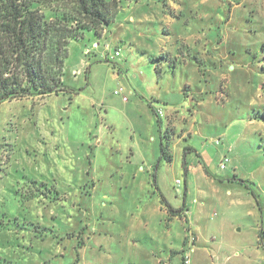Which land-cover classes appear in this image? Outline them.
Segmentation results:
<instances>
[{
	"label": "rangeland",
	"instance_id": "obj_1",
	"mask_svg": "<svg viewBox=\"0 0 264 264\" xmlns=\"http://www.w3.org/2000/svg\"><path fill=\"white\" fill-rule=\"evenodd\" d=\"M116 1L107 33L86 32L70 43L66 92L0 105V264H264V122L257 118L264 113V0ZM95 43L100 47L86 56ZM149 71L162 103L178 107L188 92L206 101L205 108L190 103L204 119L191 147L207 159L214 182L186 190L183 173L170 172L164 160L157 168L163 194L181 215L187 209L184 231L175 221L164 234L153 180L132 201L127 181L113 171V141L125 152L138 133L128 119L153 143L151 95L131 87L147 82ZM121 88L127 102L115 95ZM164 121L156 117L158 140ZM173 154L181 167L183 154Z\"/></svg>",
	"mask_w": 264,
	"mask_h": 264
},
{
	"label": "trees",
	"instance_id": "obj_2",
	"mask_svg": "<svg viewBox=\"0 0 264 264\" xmlns=\"http://www.w3.org/2000/svg\"><path fill=\"white\" fill-rule=\"evenodd\" d=\"M119 10L116 0H0V105L66 92L70 43L83 40L86 32L101 38ZM160 66L156 62L161 78ZM257 118L264 122V113ZM160 150L161 159L171 163L169 137L162 138Z\"/></svg>",
	"mask_w": 264,
	"mask_h": 264
},
{
	"label": "crops",
	"instance_id": "obj_3",
	"mask_svg": "<svg viewBox=\"0 0 264 264\" xmlns=\"http://www.w3.org/2000/svg\"><path fill=\"white\" fill-rule=\"evenodd\" d=\"M105 33H107V31ZM117 51H120V50H117ZM91 54H92V52H91ZM86 56H88V55H86ZM171 57L176 58L175 53H173L171 55ZM185 59L188 61L192 60V58L190 56H188V58L184 57L183 60H185ZM148 60L151 61L152 57L150 56L148 58ZM196 61H197V58H196ZM186 62L187 61H184V63H186ZM162 66L163 65L161 64V66H160L161 70H162ZM173 66L175 67V64ZM149 68L152 69L153 67L150 66ZM121 71H128V73L125 72V76L127 77L128 81L130 83V79H129L131 77L130 70L127 69L126 67H121ZM155 74H157L156 73V67H155ZM162 74H163V71L161 72V77H162ZM119 76H120V74L113 73L114 79H119L120 78ZM147 79H148L147 82H142V83L140 81L133 80L131 83V87L133 89H135V87L142 89V87L144 86L149 91V93L151 95L152 102H150L149 104L153 110V113L155 114V117H154V115H151V113H148L147 119H149L148 124L151 127L148 135L150 137H152L153 143L150 140H145L144 139V132L142 130H139L136 128V125H137L136 122H134L132 119H128L129 125L132 128L138 130V133L135 134V136H132L131 140L133 142V145L129 150H126L125 152H124V150H122L123 149L122 143L118 142V140L116 141V139H115V142L113 141L114 145L116 146V148L114 147L115 149L112 148V150H111V152H113L112 155H114V158H115L113 171H116L118 173L119 180L125 179L127 181L124 185L122 183H121V185H123V187L126 188V190H127L126 193H127L128 199L131 198V196H133L132 201H136L137 199L143 198L144 194L146 192L148 193V189L150 188V184L153 180L155 188L157 190H159V193H158L159 198H156V200L153 202L154 213H155V216L159 219V221L163 222L164 234H165L166 228H167V230H169L171 227H173V224L175 223V221H177V226H179L181 229L183 228V231H184V228H185L184 222H186L185 221V219H186L185 214L187 213V209H186L185 214L181 215V213H180L181 207L173 206L174 204H172L169 201V197L167 195L163 194V192H164L162 190L163 182L159 183L158 177L156 176V174H157V172L159 173V170L157 171L158 164H160L159 165L160 169L164 168L163 165L165 164L164 163L165 160L163 161V159H161L160 148H159V150L158 149L155 150V147H157V145H159V146L161 145L163 137H165V136L169 137L171 153H172L173 158H174L173 153H175L176 149L180 150L181 153L183 154V157H182L183 158V165L181 167L179 165H177L175 167V165H174L175 163H174V159H173L171 163H168L169 165L167 164L169 171L172 173L178 172L177 176L181 173H183L185 175L184 182L186 185V190H187V187L189 185L196 183L198 180L203 182V185L208 188V184L214 182V180H215L214 177L210 174V171H209L210 169L208 168V161H207V159H205L203 157V154L200 156V154L198 153L196 148L191 147V144L193 143V140H192L193 137L196 135H203V131L201 130L202 127H200L198 129L197 126L199 124H202L204 122V119H202L199 116L201 113H194L192 111L191 105H190V103L193 102L194 105L200 106L199 108H201V107L205 108L206 107V101H204V99H201V100L199 99L198 101L195 102V99L193 97L191 98V96H189V92H188L184 95L185 99H184L183 103L180 104V106H178V107L169 106L170 104L162 103L161 97L159 94H157V92H153L155 90V89H153L154 84L152 83L151 86H149V82L151 80V72L149 73ZM154 80H156V79L153 78V81ZM158 80H159V78H158ZM133 86H135V87H133ZM187 88H189V87H186L185 90H183V91H186ZM180 90H181L180 87H178L176 89L177 93H180ZM52 96H56V95H52ZM52 96L41 99V101H46L47 99L51 98ZM139 96L143 99H147L142 94H139ZM159 103H161V104H159ZM163 107H164V110H163L164 113L166 111L168 112L169 107L171 108L170 109L171 111L169 114H166L167 117L164 114L165 118H163V119L159 118L160 120H165V121L163 124H159L160 125L159 126L160 136H159V140H158V138H157L158 136L154 133L155 128H156L155 124H157L156 117H157V120L159 121L158 116L156 115V110L158 108L163 109ZM179 108L180 109L182 108V110H180ZM185 110H188V111H185ZM146 113H147V111H146ZM146 116H147V114H146ZM201 119L203 121H201ZM205 120L208 121V118H206ZM163 128H164V130H163ZM188 140H191V142H189L187 144L184 143L183 146L181 145V142L183 143V142L188 141ZM214 141H213V143H214ZM53 144L59 145V147H60L58 139L54 140ZM148 144H152L153 146H149ZM186 152H188V154H191V152L193 154H195L197 160L194 159L193 162L189 161L190 158L186 157L187 156ZM135 158L138 159V161L140 160V162L135 163ZM203 158H204V163L201 160ZM161 163L163 165H161ZM149 165H152L150 167L153 169H149L148 168ZM110 171H112V170H110ZM154 171H155V174H154ZM153 175H155V176L153 177ZM45 178L49 179L48 176H45ZM39 180L46 183V184H49L48 180H43L40 178H39ZM154 193L156 195V191H154ZM162 200L165 201L167 203V205H169L171 207L172 212L163 203ZM173 241H177L178 243H180V245H182L184 239H180V237H178V238L173 237ZM175 252L176 251H173V254Z\"/></svg>",
	"mask_w": 264,
	"mask_h": 264
},
{
	"label": "built area",
	"instance_id": "obj_4",
	"mask_svg": "<svg viewBox=\"0 0 264 264\" xmlns=\"http://www.w3.org/2000/svg\"><path fill=\"white\" fill-rule=\"evenodd\" d=\"M99 47H100V45H99L98 43H95L94 46H93L92 48H87V49L85 50V55H88V56H89V55L91 54V52H92L91 50H93V49H98ZM115 56H116V57L121 56L120 51H117V52L115 53ZM124 93H125V92H124V89H123V88L118 89V90L115 91V95H117V96H122V97H123V100H124L125 102H127L128 99L124 96ZM156 114H157V116H158L160 119H163L164 116H165L162 108H158V109L156 110ZM214 144L217 145V146H219V145L221 144V142H220V140H215V141H214ZM227 163H229V159H228V157H224L223 160H222V162H221V164H220V168H221L222 170H225L226 167H227ZM177 184H180V181H177Z\"/></svg>",
	"mask_w": 264,
	"mask_h": 264
}]
</instances>
